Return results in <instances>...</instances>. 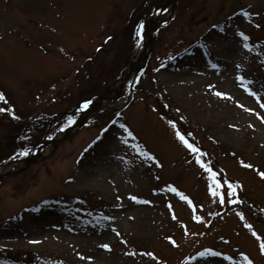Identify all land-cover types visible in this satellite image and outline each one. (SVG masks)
Returning a JSON list of instances; mask_svg holds the SVG:
<instances>
[{"label":"rangeland","instance_id":"rangeland-1","mask_svg":"<svg viewBox=\"0 0 264 264\" xmlns=\"http://www.w3.org/2000/svg\"><path fill=\"white\" fill-rule=\"evenodd\" d=\"M156 6L165 14L149 15ZM149 29L158 31L151 49ZM263 38L264 0H0L6 97L0 107L10 109L0 112V174L11 171L0 179V255L12 252L17 260L9 264L40 263L26 254L46 257L40 264H247L243 253L264 264V177L258 174L264 171V44H254ZM188 47L191 54L168 63ZM145 49L151 69L143 80L137 84L131 75L116 96L92 109L93 119L77 122L78 103L119 82ZM13 111L15 124L8 122ZM68 115L77 123L63 137L72 126L61 128ZM169 118L195 133L201 152L209 153L202 159L239 182L237 203L211 197L196 154L175 136ZM122 126L155 160L143 156ZM50 131L60 138L48 142ZM15 147L28 154L19 149L9 156ZM65 194L86 197L101 215L69 216L52 205L29 209ZM10 234L39 243L6 244ZM88 256L96 259L82 258Z\"/></svg>","mask_w":264,"mask_h":264},{"label":"snow or ice","instance_id":"snow-or-ice-1","mask_svg":"<svg viewBox=\"0 0 264 264\" xmlns=\"http://www.w3.org/2000/svg\"><path fill=\"white\" fill-rule=\"evenodd\" d=\"M157 11H166V9H158ZM245 15H248V13H245ZM216 25H213V28H215ZM144 28V22L141 21L136 28V32H137V36L139 37L141 35V32ZM238 35L240 37H243V40L245 41L244 43V47H250V45L248 43H246V41L249 39V37L244 33V32H239ZM139 42V41H137ZM239 79H243V77H238ZM209 88H212V85H208ZM247 90L253 95L256 96V93L252 91L251 88H247ZM215 95L220 96V97H227L229 94L223 91H217L215 92ZM6 97L5 94L0 91V101H5ZM92 103L91 100L89 99H84L81 104H80V109H86L88 108V106ZM262 108H264V104L260 105ZM241 107H243V105H241ZM10 111L9 108L6 107H0V112H8ZM249 111H252V109H249ZM12 115L14 118H19L15 116V112H12ZM257 115H259V113H257ZM75 122V116L74 115H68L66 117V123H64L61 128H66L69 127L70 125H72ZM168 123L170 125H172V127L175 129V136L179 139V141L181 143H183L186 148H188L192 153L196 154L195 155V162L200 166V168L203 170V172L206 174L207 176V183H206V189L207 192L211 195V197L213 198H217L219 201V204L223 205L225 203L228 204H233V203H237L239 200V197L237 196V188L240 187L239 182L236 181H232L231 179H225L223 177V174L214 168V166L210 163L205 161L204 159H202V156L204 155V153L201 152V149L199 147H197L194 143L189 142V139L186 138V135L184 133L181 132V130L177 127L176 122L173 120H169ZM124 127V126H122ZM124 130L127 131V135L129 137H131L133 135V133L131 131H128L126 127H124ZM103 131V130H102ZM97 139H100V137L98 136ZM28 151L26 149H21L19 152V155L23 156V155H27ZM15 156V154H14ZM143 156L148 157L152 160H155V157L152 156L151 153L145 151L143 152ZM242 164L244 163L242 160L240 161ZM158 163V162H157ZM246 167L251 168L252 165L251 164H247L245 165ZM258 174L261 177H264V171H260L258 172ZM168 188L170 189L171 192L176 193L180 196L181 199H183L184 201H186L189 205L193 206V209H195V205H193V201L184 194V192L179 191L176 187L172 186V185H168ZM133 200H136L137 197L132 196L131 197ZM170 206V205H169ZM171 207V206H170ZM202 207V206H201ZM175 218V216L173 217ZM196 220H202L203 217L196 215L193 217ZM241 218H243V214H241ZM249 228L252 227V225H247ZM117 235H119V233H117ZM253 235H257L255 232H253ZM167 239H169L173 244H175V240L172 239V237H168ZM259 239V237H258ZM31 243H39V241H31ZM102 248L104 249H110V245L105 243L103 245H101ZM259 248L261 253H264V239H262L260 241L259 244ZM77 255L80 256L81 254L79 252H77ZM147 255L151 256L153 255L152 253H147ZM241 256L244 257L245 260H247V264H253V261L251 259H249L247 256H245L243 253H241ZM82 258H86L88 260L93 259L91 256L88 257H82ZM60 264H62V262H60Z\"/></svg>","mask_w":264,"mask_h":264},{"label":"bare ground","instance_id":"bare-ground-1","mask_svg":"<svg viewBox=\"0 0 264 264\" xmlns=\"http://www.w3.org/2000/svg\"><path fill=\"white\" fill-rule=\"evenodd\" d=\"M146 51L147 50L145 49L143 52H141L140 55L135 56V59L133 60V64L130 67V69L120 79L119 82L115 83L110 88V91H111L112 95H115V94L119 93V91L123 88V86L128 83V79L130 78V76L133 75L135 73V71L141 66ZM218 97H220V96H218ZM98 103L96 105H98ZM89 109L90 108H86L84 110L83 117L87 114V112L89 111ZM55 230H58V232H60V233L63 232V230H60V229H55ZM34 240H36L34 237H28V236H24V235H21V234L20 235H12V234H10L9 236L7 235V236L3 237V241L6 244H17V243H21L19 245H25V244L31 245L32 244L31 241H34ZM95 259L96 258H93V260H95ZM105 259L109 263H112L111 261H109V259H107V258H105Z\"/></svg>","mask_w":264,"mask_h":264},{"label":"trees","instance_id":"trees-1","mask_svg":"<svg viewBox=\"0 0 264 264\" xmlns=\"http://www.w3.org/2000/svg\"><path fill=\"white\" fill-rule=\"evenodd\" d=\"M135 138V137H134ZM135 141L138 142L135 138ZM13 143V142H12ZM16 148V147H15ZM53 201L60 203V204H68L69 206H71L73 208V210H76V202H77V198H73V197H61V196H54ZM50 198L44 199L41 202H39L36 205L42 204V203H48L51 201ZM79 204V203H78ZM35 205V206H36ZM257 214V213H256ZM257 216V215H256Z\"/></svg>","mask_w":264,"mask_h":264},{"label":"water","instance_id":"water-1","mask_svg":"<svg viewBox=\"0 0 264 264\" xmlns=\"http://www.w3.org/2000/svg\"><path fill=\"white\" fill-rule=\"evenodd\" d=\"M105 96L107 95V93L106 94H104Z\"/></svg>","mask_w":264,"mask_h":264}]
</instances>
